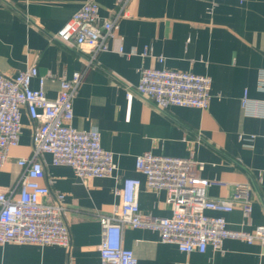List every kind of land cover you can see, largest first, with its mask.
<instances>
[{
    "label": "crops",
    "instance_id": "obj_1",
    "mask_svg": "<svg viewBox=\"0 0 264 264\" xmlns=\"http://www.w3.org/2000/svg\"><path fill=\"white\" fill-rule=\"evenodd\" d=\"M86 1L0 0V72L14 75L36 66L40 75L50 74L43 83L48 98L56 96L61 77L81 72L71 123L81 130L96 128L115 163L111 176L83 180L42 154L41 182L50 188L43 200L63 194L70 246L2 243L0 264H102L99 215L113 213L125 178L141 180L137 199L143 213L169 216L165 191L146 187L135 168L136 156L144 151L180 157L194 152L203 162L200 176L210 181L208 196L233 202L230 211L207 213L224 217L234 229L264 226V114L253 115L241 105L245 91L251 100H264L257 86L264 69V0H127L109 49L94 59L52 38ZM94 1L101 18L120 8L116 0ZM142 67L209 75L208 106L158 108L129 90ZM31 86L39 88L38 78ZM21 123L18 144L0 167V192L14 196L23 171L17 161L32 154L36 122L22 109ZM245 200L248 214L242 208ZM121 239L137 264H264V245L241 239L226 238L217 249L188 253L161 241L152 229L124 225Z\"/></svg>",
    "mask_w": 264,
    "mask_h": 264
},
{
    "label": "built area",
    "instance_id": "obj_2",
    "mask_svg": "<svg viewBox=\"0 0 264 264\" xmlns=\"http://www.w3.org/2000/svg\"><path fill=\"white\" fill-rule=\"evenodd\" d=\"M126 1L116 0L120 8L112 17L101 18L97 3L87 0L52 38L82 49L94 59L99 52L109 49L108 42L115 35L119 18L124 15ZM158 59L162 61V58ZM82 75L75 71L69 78L61 77L56 96L48 98L43 83L50 74L40 75L36 66H29L14 75L0 72V167L7 161L9 149L18 144L22 109L36 122L31 136L32 154L17 161L23 169L15 184L17 196L13 191L0 192V244L70 246L63 194L55 192L52 201L43 200L50 188L41 182L45 177L39 159L42 154H49L53 165L71 167L83 180L113 174V155L101 146L99 131L96 128L77 129L71 123L73 98ZM32 78H38L39 88L31 86ZM210 86L211 78L206 74L142 67L137 84L129 90L163 110L172 105L206 108ZM257 86L264 90V69L258 73ZM129 94L127 90L126 95ZM241 105L253 115L264 114V100H251L246 91ZM135 168L144 175L146 187L165 191L171 214L143 213L137 199L141 180L137 177L123 179L117 190L119 203L113 213L99 215L102 236L98 249L102 264H137L133 251L122 245L124 225L156 230L161 241L174 243L186 253L204 252L207 246L217 249L226 238L264 245L263 225L251 231L234 229L228 226L224 217L207 213L208 210L230 211L233 202L208 196L210 181L200 176L203 162L194 152L180 157L144 151L136 156ZM242 208L248 214V201L242 202Z\"/></svg>",
    "mask_w": 264,
    "mask_h": 264
}]
</instances>
